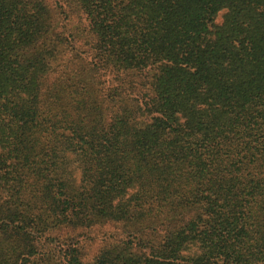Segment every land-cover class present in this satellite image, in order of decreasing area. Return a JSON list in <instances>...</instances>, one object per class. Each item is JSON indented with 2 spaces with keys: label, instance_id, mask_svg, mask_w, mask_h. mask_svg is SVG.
<instances>
[{
  "label": "trees",
  "instance_id": "16d2710c",
  "mask_svg": "<svg viewBox=\"0 0 264 264\" xmlns=\"http://www.w3.org/2000/svg\"><path fill=\"white\" fill-rule=\"evenodd\" d=\"M51 3L138 101L45 97ZM0 264H264V0H0Z\"/></svg>",
  "mask_w": 264,
  "mask_h": 264
},
{
  "label": "rangeland",
  "instance_id": "374dc122",
  "mask_svg": "<svg viewBox=\"0 0 264 264\" xmlns=\"http://www.w3.org/2000/svg\"><path fill=\"white\" fill-rule=\"evenodd\" d=\"M49 8L53 10L52 13V31L48 35V39L53 44L57 45L59 53L52 61V72L46 78L45 97L53 91L55 87L59 85L73 82L81 79L90 84L100 85L98 88L103 87L104 94L112 89H123L122 95L117 99H128L133 104L141 97V93L136 89H128V82H135L136 85L150 82L154 73V69H147V73L130 72V73H118L112 70L95 69L96 59L92 50L87 45L88 37L81 31L72 38L71 44L66 43L65 40H69L70 31L66 33L64 37L53 36L55 29L61 24L63 17L58 15V8L53 3ZM219 20V19H218ZM70 25L77 27L78 23L73 20ZM86 36V37H85ZM93 40H91L92 42ZM148 86V85H147ZM99 95V93H98ZM104 97V95H99ZM100 100H104L101 98ZM122 236L118 229H115L112 225H106L102 231L94 229L91 234L87 235L84 242V249L86 254V261L94 259L100 248L107 242L120 239Z\"/></svg>",
  "mask_w": 264,
  "mask_h": 264
}]
</instances>
